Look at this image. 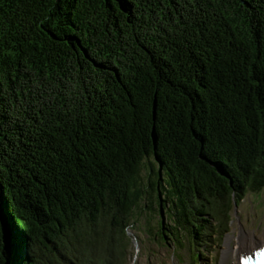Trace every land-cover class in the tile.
<instances>
[{"label": "trees", "instance_id": "trees-1", "mask_svg": "<svg viewBox=\"0 0 264 264\" xmlns=\"http://www.w3.org/2000/svg\"><path fill=\"white\" fill-rule=\"evenodd\" d=\"M262 187L264 0H0V264L147 205L170 244Z\"/></svg>", "mask_w": 264, "mask_h": 264}, {"label": "rangeland", "instance_id": "rangeland-1", "mask_svg": "<svg viewBox=\"0 0 264 264\" xmlns=\"http://www.w3.org/2000/svg\"><path fill=\"white\" fill-rule=\"evenodd\" d=\"M244 196L237 205L234 202L233 206H235L230 210L228 217L222 215L224 218H230L231 224L228 225L230 229L226 231L224 238L222 239L221 231L217 237H210L209 245L204 243L190 244L186 241L185 244L188 247L184 249L183 258L176 257L173 252V247L177 245L174 239H171L173 244L170 247L160 240L158 228L161 218L150 210L149 205L146 206L145 210L137 208L135 221L128 227L129 241H127L126 235H123L120 240H116V244L112 247L116 248V245L120 244L125 247L128 243L129 248L125 264H222L224 259H226L227 264H235L237 262L235 251L239 237L242 239L248 237L250 240L256 241L264 239V225L261 227V223H264V187L257 191L246 189ZM256 224L257 228H255ZM199 239L202 241L204 237ZM105 247H108V243ZM103 249H109V252L115 251L114 248H103L98 245H93L91 249L87 250L101 256ZM133 249L135 252H139L135 259L131 253ZM46 252L43 250V254ZM198 252L200 260H195L194 257ZM49 257L47 256V258Z\"/></svg>", "mask_w": 264, "mask_h": 264}, {"label": "bare ground", "instance_id": "bare-ground-1", "mask_svg": "<svg viewBox=\"0 0 264 264\" xmlns=\"http://www.w3.org/2000/svg\"><path fill=\"white\" fill-rule=\"evenodd\" d=\"M263 247L264 239L260 243L255 244V242H252L249 238L242 239L239 237L238 247L236 249V255L238 258L236 264H242L247 257L253 256L256 251ZM222 264H227L226 260H224Z\"/></svg>", "mask_w": 264, "mask_h": 264}, {"label": "snow or ice", "instance_id": "snow-or-ice-1", "mask_svg": "<svg viewBox=\"0 0 264 264\" xmlns=\"http://www.w3.org/2000/svg\"><path fill=\"white\" fill-rule=\"evenodd\" d=\"M255 255L258 257H264V248L260 249ZM249 259H252V257H249Z\"/></svg>", "mask_w": 264, "mask_h": 264}]
</instances>
